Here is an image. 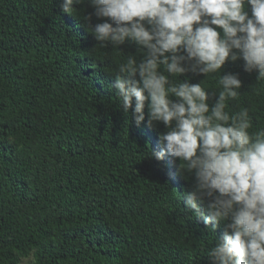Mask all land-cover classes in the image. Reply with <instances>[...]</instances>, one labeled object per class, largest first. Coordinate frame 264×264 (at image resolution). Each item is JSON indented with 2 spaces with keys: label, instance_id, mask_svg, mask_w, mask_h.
Segmentation results:
<instances>
[{
  "label": "trees",
  "instance_id": "16d2710c",
  "mask_svg": "<svg viewBox=\"0 0 264 264\" xmlns=\"http://www.w3.org/2000/svg\"><path fill=\"white\" fill-rule=\"evenodd\" d=\"M60 2L0 0V264H211L215 235L184 210L179 160L150 155L166 127H138L109 88L137 45L102 47L91 6ZM243 63L222 68L242 80L227 111L264 128V79ZM204 86L211 106L219 85Z\"/></svg>",
  "mask_w": 264,
  "mask_h": 264
},
{
  "label": "clouds",
  "instance_id": "9594fccd",
  "mask_svg": "<svg viewBox=\"0 0 264 264\" xmlns=\"http://www.w3.org/2000/svg\"><path fill=\"white\" fill-rule=\"evenodd\" d=\"M74 5L93 9L83 21L102 47L137 45V54L117 64L109 88L138 127L145 120L166 127L160 151L150 155L179 160L178 174L191 182L181 197L184 210L215 235L211 264H264V128L253 127L248 108L227 111L242 95V80L222 72L226 62L243 60L244 71L264 79V0H61L59 6L72 15ZM93 16L103 22L92 26ZM189 72L205 79H179ZM209 79L219 85L211 106ZM30 261L34 255L21 264Z\"/></svg>",
  "mask_w": 264,
  "mask_h": 264
},
{
  "label": "rangeland",
  "instance_id": "374dc122",
  "mask_svg": "<svg viewBox=\"0 0 264 264\" xmlns=\"http://www.w3.org/2000/svg\"><path fill=\"white\" fill-rule=\"evenodd\" d=\"M30 263V262H29Z\"/></svg>",
  "mask_w": 264,
  "mask_h": 264
}]
</instances>
